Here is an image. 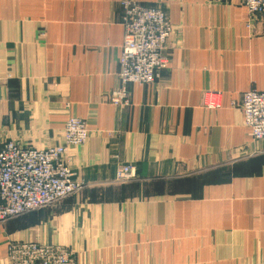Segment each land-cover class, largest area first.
I'll return each mask as SVG.
<instances>
[{
  "label": "crops",
  "instance_id": "0c3cea01",
  "mask_svg": "<svg viewBox=\"0 0 264 264\" xmlns=\"http://www.w3.org/2000/svg\"><path fill=\"white\" fill-rule=\"evenodd\" d=\"M122 0H0V147L62 143L70 116L87 142L65 159L83 188L0 227L9 241L59 245L75 264H264V143L242 93L264 91V13L242 0H134L171 23L168 67L113 107ZM221 107L206 109L203 93ZM135 178L114 182L116 167Z\"/></svg>",
  "mask_w": 264,
  "mask_h": 264
},
{
  "label": "built area",
  "instance_id": "2783aa9c",
  "mask_svg": "<svg viewBox=\"0 0 264 264\" xmlns=\"http://www.w3.org/2000/svg\"><path fill=\"white\" fill-rule=\"evenodd\" d=\"M248 19L264 13V0H242ZM124 29L118 57V86L108 94L109 103L123 109L130 105L129 85L155 84L168 67L165 46L172 34L164 11L146 7L134 0H122ZM219 93L205 92L206 109L220 108ZM242 121L254 141L264 143V91L248 90L240 96ZM89 132L85 123L66 119L62 143L44 149L6 142L0 147V224L26 213L38 211L78 193L83 184L75 178L65 159L69 148L83 146ZM135 178L134 167L117 166L114 182L123 184ZM10 246V245H9ZM14 264H72L60 246L16 243L8 249Z\"/></svg>",
  "mask_w": 264,
  "mask_h": 264
},
{
  "label": "rangeland",
  "instance_id": "374dc122",
  "mask_svg": "<svg viewBox=\"0 0 264 264\" xmlns=\"http://www.w3.org/2000/svg\"><path fill=\"white\" fill-rule=\"evenodd\" d=\"M119 66V65H118ZM133 85V84H132ZM204 94V93H203ZM218 100L220 101V104H221V97H218ZM239 107H240V105H239ZM244 125V124H243ZM245 127V126H244ZM117 168V167H116ZM26 214H28V213H26ZM26 214H24V215H26ZM21 216H23V215H21ZM18 217H20V216H18ZM18 217H15V218H18ZM15 218H11V219H9V220H7V221H5V222H3L2 224H0V227L1 226H5L6 224H8L9 222H11V220H13V219H15ZM22 243V241H9L7 244H6V250H5V261H6V263L7 264H14V262L16 261V259H14L12 256H11V254H8L9 253V251H8V249H9V247L10 246H12V245H14V244H16V243ZM25 243H34V242H25ZM39 244V243H38ZM10 245V246H9ZM40 245H43V246H46V245H51V244H40ZM51 246H59V245H51ZM60 247H62L64 250H66L67 252H68V254H69V256H70V258H71V263L72 264H75V257H74V254L70 251V250H68L67 248H65V247H63V246H60Z\"/></svg>",
  "mask_w": 264,
  "mask_h": 264
}]
</instances>
